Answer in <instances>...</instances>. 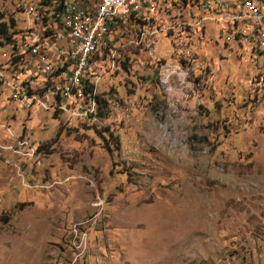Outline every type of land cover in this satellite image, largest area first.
I'll return each mask as SVG.
<instances>
[{"label":"rangeland","instance_id":"obj_1","mask_svg":"<svg viewBox=\"0 0 264 264\" xmlns=\"http://www.w3.org/2000/svg\"><path fill=\"white\" fill-rule=\"evenodd\" d=\"M38 3L0 0V63ZM191 42L104 76L99 121L0 105V264H264V55Z\"/></svg>","mask_w":264,"mask_h":264},{"label":"built area","instance_id":"obj_2","mask_svg":"<svg viewBox=\"0 0 264 264\" xmlns=\"http://www.w3.org/2000/svg\"><path fill=\"white\" fill-rule=\"evenodd\" d=\"M8 1L10 2V0ZM216 7L229 9V16H213V9ZM57 8H66L68 18L56 24L57 36L50 37L72 46L77 50V58H70V64H62L51 53L47 52L42 42V34H46L45 31L35 25V19H30V24L25 31L31 32L35 37V47L41 48V56H33V48L28 50L32 60L38 61L39 71L24 72L23 69L13 71L11 59H5L4 63H0V76L10 75L11 78L12 93H9L5 100L16 102L18 108L24 111H29L31 97H38L40 105L49 109L51 104H57L58 97H51L50 93L47 92L34 94L28 90H20L17 76L36 75L39 79L51 81V72L64 74V81L54 85L61 89L63 83H70L67 107L72 116V121H76L77 118L93 116L94 89L97 85L105 84L99 83V76L114 74L117 59H109V51L101 52L99 57H93L92 64H85L84 47L91 46V44L117 43L118 35L124 34L125 28H118V33L113 38H104V29L110 23L101 22V20L99 22L71 20L69 18L70 9L97 12V8H104V11L121 10L131 18L133 15L151 17V26L144 32L147 33V40L141 44L144 46V55H148L149 58L158 56L160 48L166 44L168 54L179 59L181 55L179 49L182 46L192 45L191 41L195 40V33H200V30H203V20L234 21V27L239 23H249L250 27H254V22H261V29H254V34L235 35L234 28H229L224 31H215V35H226L229 43L241 42L251 45L253 50L264 55V20L259 19V11H264V0H260V5H253V0H223V4L217 5H210L209 0H184V5H177V0H63V6ZM231 8L256 9V17L247 18L231 15ZM176 9H186V16L181 20H173V13ZM186 23H193V31H186ZM208 31L211 34V31ZM12 51V47L8 45L6 52L12 54ZM132 62H137V57L130 61L131 64ZM81 71L93 72V80L86 84H79ZM157 80L166 86L174 79H172V73H164V79ZM171 89L172 87L167 91ZM0 122L2 121L0 120ZM0 126L6 127V124L0 123ZM9 130H11L10 127ZM28 139L30 138H22L21 141H16L15 149H22L25 154L32 153V151L24 150V141Z\"/></svg>","mask_w":264,"mask_h":264},{"label":"bare ground","instance_id":"obj_3","mask_svg":"<svg viewBox=\"0 0 264 264\" xmlns=\"http://www.w3.org/2000/svg\"><path fill=\"white\" fill-rule=\"evenodd\" d=\"M53 3L54 5H56L57 3L63 4V0H54ZM209 4L210 5L223 4V0H209ZM253 5H260V0H253ZM37 8L38 11L36 10L34 15L31 16V19H35V25L40 27L46 33V34H42V42L45 45L46 51L51 53L54 57H56L57 60L62 62V64H70V58H77V50H75L72 46L60 40H56L55 38L50 37V36H57V29H55L56 24H59V21H64L66 18H68V11L66 10V8H63L62 10H60V12H57L54 10V7L52 11L48 7L44 6L43 3H38ZM231 15L238 17L254 18L256 17V9L240 8V11L237 12L236 10V13ZM225 16H229V13L223 12L220 17H225ZM69 18L71 20H76V21L86 20V22H99L101 20V22L110 23L104 29V38H113L118 33V28H125L124 34L118 35L117 43L91 44V46H85L84 47L85 64H92L93 57H99L101 52L109 51V59H117L115 61V71H116L118 69V66L121 65L122 56L125 53L130 52L133 48L135 49L144 48V46L141 44H143V42L147 40V33H144L146 32L147 29L139 25L142 22H144L143 19L145 18V16L142 17L141 15H133V17L131 18L121 10L104 11V8H97V12L83 10V9H70ZM259 19L264 20V11H259ZM204 21L205 20H203L202 23ZM220 21H224V20H220ZM225 22H228L229 28H234L235 35L254 34V29H261V22H254V27H250L249 23H239L237 24V26L234 27V21H225ZM186 26L193 28V23H188V24L186 23ZM22 35L24 38H28V41L31 42L32 44L33 42H35V37L32 35L31 32L24 31L22 32ZM32 48L36 49L37 56H41L40 47H35V44H33ZM177 70L181 71L182 73L184 72L183 71L184 68L179 64L178 66L170 63L162 64L161 79H164V73H173V71H177ZM37 71H39V64L38 61H35L34 67L28 69V72H37ZM183 75L186 77L185 72ZM22 76H17V83L20 84V90H28L34 94H41L43 92H47L50 93L51 97H58L57 104H51L50 109L41 106L38 101V97H31L29 101V110L44 108L47 111L70 114L69 109L67 107V98L70 92V83H63L61 89L59 88L56 89V87L58 86L54 85V84H61L62 81H64V74H59L58 72H51V81L48 79H39V77L36 75H29V76L27 75L26 78ZM104 76L107 75L99 76V83L103 80ZM91 80H93V72L81 71L79 77V84H86ZM0 84L4 88H6L9 91V93H12L10 75L0 76ZM41 87H45L47 89L43 91ZM97 87L98 85L94 89V95H93V114L99 108L101 109L102 107L99 101L100 99L98 96ZM16 141H21V140L16 139ZM0 147L2 146L0 145ZM24 147L27 148L28 150L34 151L32 146H30L29 142L27 141H24ZM9 149L13 150L15 154H18L17 149H15V146L12 145L11 148L9 147Z\"/></svg>","mask_w":264,"mask_h":264},{"label":"crops","instance_id":"obj_4","mask_svg":"<svg viewBox=\"0 0 264 264\" xmlns=\"http://www.w3.org/2000/svg\"><path fill=\"white\" fill-rule=\"evenodd\" d=\"M177 5H184V0H177ZM28 10L29 9H27V12L24 11L23 12V15H22V18L24 17L26 19V21H27L26 26L24 28H27L28 24H30L31 15L29 14ZM213 10H214L213 11V16H216V17H220L223 12L229 13L228 9H225V7H218V8L213 9ZM223 10H225V11H223ZM236 10L238 12V11H240V8H231V14H235L236 13ZM185 16H186V9H176V10H174V13H173V20H181ZM142 17H144V16H142ZM145 19H147V20H145ZM143 20H144L145 23L142 22L139 25L140 26H143L145 29H147L146 27H148V24H151V17L145 16V18ZM24 28H22V30ZM202 28H203V30H200V33H195V39L197 38V40H200V39H202V37H207L209 35L210 36L213 35V36L217 37L218 39H223L225 42H227L226 35L216 36L215 35V31H224L225 29H229L228 22L220 21V20H215V19H207V20H205L202 23ZM208 30L211 31V34L209 33ZM186 31H193V28H188V29H186ZM24 39L25 40H28V38H24ZM33 44H35V42H33ZM25 47H27V45ZM28 47L29 48L26 49L27 51L25 50V54L23 56L16 57V58L13 59V61H12V63H13V71H16V70L17 71H20V69H23L24 72H26V71L28 72V69L34 67V62L35 61H32V58L30 56V52H28L29 51L28 49H32V46H28ZM33 56H37L36 49L35 48H33ZM145 56L146 55H144V48L132 49V51L127 52V54H125L124 56H122V61H121V65L120 66H123V64L126 63V60L127 61H129V60L131 61L132 59L134 60L135 57H137V60H140L142 58L144 59ZM162 59H164V58H162ZM150 61H151V63H153L152 60H150ZM23 62H24L25 65L23 64ZM20 76H22V75H20ZM26 76L27 75H23L22 77H25L26 78ZM41 84H43V83H41ZM1 91H4L5 99L8 98L9 91L0 84V92ZM2 97H3V95H2ZM5 102L6 103H9V102L5 101L4 100V97H3V100H0V105H3V103H5ZM13 103L17 104L16 102H13ZM9 104H11V103H9ZM2 114H3V117L6 115V113L4 114V111L3 110H2Z\"/></svg>","mask_w":264,"mask_h":264},{"label":"trees","instance_id":"obj_5","mask_svg":"<svg viewBox=\"0 0 264 264\" xmlns=\"http://www.w3.org/2000/svg\"><path fill=\"white\" fill-rule=\"evenodd\" d=\"M53 1L54 0H43V5L44 6H46V7H48L50 10H52L53 11V7H54V10L55 11H57V12H60V10H62L63 8H57V7H62L63 6V4L62 3H57L56 5H54V3H53ZM3 27V29L5 30L6 29V24H4V23H1L0 24V28H2ZM17 34V32H15V34H14V36ZM12 33H11V39H13L12 38ZM13 36V37H14ZM14 55H12V57H13ZM101 100H102V98H101ZM103 101V100H102ZM102 108V107H101ZM101 111L99 112V114H98V117H97V119H96V121H99L100 119H102V116L104 117V112H103V114H102V109H100ZM92 124H97V122H92Z\"/></svg>","mask_w":264,"mask_h":264}]
</instances>
